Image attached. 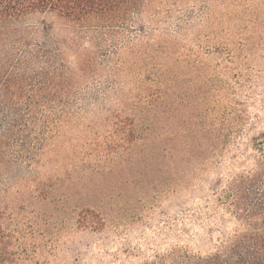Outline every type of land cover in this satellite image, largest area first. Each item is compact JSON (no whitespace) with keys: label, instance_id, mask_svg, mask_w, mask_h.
<instances>
[{"label":"rangeland","instance_id":"1","mask_svg":"<svg viewBox=\"0 0 264 264\" xmlns=\"http://www.w3.org/2000/svg\"><path fill=\"white\" fill-rule=\"evenodd\" d=\"M153 9L155 26L131 22L119 45L131 74L123 69L114 92L107 79L84 82L34 159L2 177L0 264L206 255L254 227L222 196L256 169L264 134V0H156ZM62 23L34 13L0 25V56L19 53V32L29 49L67 38Z\"/></svg>","mask_w":264,"mask_h":264},{"label":"trees","instance_id":"2","mask_svg":"<svg viewBox=\"0 0 264 264\" xmlns=\"http://www.w3.org/2000/svg\"><path fill=\"white\" fill-rule=\"evenodd\" d=\"M154 3L156 0H0V25L34 13H52L71 34L29 49L24 32H19V42L24 45L17 48L19 53L14 47L0 56V181L20 163L32 161L51 139L59 116L77 103L84 82L107 79V90L114 92L123 71L131 74L133 65L128 66L120 56L119 45H126L131 22L147 20L155 26L150 14ZM82 40H88L94 49L85 48ZM139 49L137 44L132 47L135 54ZM70 58L74 66L69 64ZM41 64L44 66L33 70ZM254 150L256 169L234 179L222 196L254 227L236 233L215 253L181 249L144 264H264V134L254 140Z\"/></svg>","mask_w":264,"mask_h":264}]
</instances>
